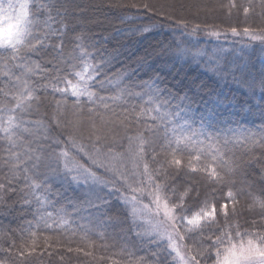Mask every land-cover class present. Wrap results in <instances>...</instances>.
Returning <instances> with one entry per match:
<instances>
[{
  "label": "snow or ice",
  "instance_id": "1",
  "mask_svg": "<svg viewBox=\"0 0 264 264\" xmlns=\"http://www.w3.org/2000/svg\"><path fill=\"white\" fill-rule=\"evenodd\" d=\"M258 6L260 14L264 15V0H259ZM89 8L96 9V15L100 14V8H142L181 28L188 26L183 13L198 16L200 12L207 10L206 5L198 0H164L159 5H138L129 3L128 0H103L102 4L88 5L77 3V0H41L39 3L36 0H0V65L5 68L11 65L19 71V75L9 71L0 73L9 77L11 83V90H6L7 84L0 85V96L3 97V102L0 103V133L14 147L17 146V141L20 144L26 143L25 135L30 138L23 149L24 162H21L19 152L10 153V157L17 161L12 167L20 168L27 178L25 183L34 189L43 187L51 191L52 183L57 179L61 187L67 183L74 193H79V204L70 201L69 205L76 214L87 213L84 218L90 222L95 217L98 227L107 228L115 222L109 215L113 211L109 197L115 196L120 206L128 209L124 212V220L119 221L120 224H127L126 231L130 234L121 237L125 249L136 240L141 242L138 250L146 253L133 260L132 264H264V198L240 187L235 193L231 190L227 192L228 202L221 204L219 213L216 204L213 203L208 208L206 200L207 210L202 209L191 217L185 214L187 209L184 203L189 197L201 195L197 177L205 183L226 186L237 183V174L247 175L243 160L225 159L231 151L228 146L242 143L248 148L258 146L264 150V135L257 139L255 134H237L234 129L225 131L221 125L226 122L220 117L232 107L233 99L217 93L205 100L202 84L185 83L178 76L173 78L175 82H169L164 77L155 75L150 84L132 85L148 88L146 93H134L124 88L115 96L101 95V92L108 90L105 85L111 86L112 80L116 79L109 77L116 63L121 64V71L117 76L121 78L119 83L123 84L132 80L143 67L144 59L134 61L137 67L130 71V66L125 67L121 61L124 53L120 51L122 45L119 42L109 50L106 45L111 40L103 35L99 41L91 43L86 42L91 38L83 33L69 37L68 32L76 33L77 28L87 26ZM250 10L245 7V14ZM77 16L82 18L83 23L69 28L66 21L69 17ZM53 24L56 26L53 27ZM102 24L103 21L96 20L94 26L101 27ZM202 30L199 25L193 27V32ZM136 31L147 33L151 28L141 26ZM230 31L235 36L243 34L250 40L259 42L264 49V28H244L241 33L232 27ZM208 34L217 37L221 35L215 30ZM185 54L197 63L208 56L207 51L200 50L181 52V55ZM240 59L243 60V57ZM206 64L221 80L246 83L251 90V97L245 102L247 104L256 103L254 97L259 88V102L264 105V71L260 72L259 78L249 79L251 70L247 62H228L217 53L209 56ZM77 68L80 70L77 71ZM68 77H73L75 83ZM247 94L246 91L245 95ZM49 95L52 97V121L55 129H60L63 124L59 134L66 136L77 155L89 161L91 166L77 163L70 168L66 162L69 154L64 148L65 141L48 134L54 129L43 125L35 129L29 127L36 122L26 117L48 102ZM57 96L60 99H56ZM143 96H147L146 103L151 108H140L137 112L138 106L128 101ZM9 101L11 107L8 106ZM5 113H8L6 119ZM69 113L75 119H69ZM145 113L152 123L147 120L141 123ZM85 115L92 135L88 137L89 144H77L68 133L78 129ZM197 124L199 127H196ZM132 125H135V135L128 134L133 131ZM105 129L108 135H98ZM117 129L123 130L125 136L119 141L113 139L111 145H104L107 151L102 152L98 145L107 140L108 136L115 137ZM38 131L43 134L38 136ZM123 141L127 142V147ZM205 141L210 142V146L223 143L228 152L222 153L216 149L214 153L194 154V146ZM115 147L123 148L124 151L116 153L113 151ZM61 158L65 160L63 164ZM149 160L154 167L150 168ZM22 163L30 165L33 176H28L29 167L21 166ZM261 172L260 179L264 183V169ZM37 176L41 178L39 184L33 178ZM13 179L16 177L13 176ZM240 183L243 184L244 181L241 180ZM178 187L183 188V192L176 196L171 206L167 199L163 204L167 228L163 231L156 227L150 231H140L143 221L137 206L149 208L154 204L159 211L160 193L170 191L175 194ZM15 192L16 188L11 180L0 183V207L7 209L6 201ZM54 194L60 195L59 192ZM245 195L250 197V203L246 206L241 204ZM35 198L39 203L41 197ZM144 198L149 199L148 205L143 204ZM25 203L30 201L25 199ZM45 215L49 219L53 218L51 212L46 211ZM66 222L61 219L57 226ZM45 227L50 228L51 225L45 223ZM181 228L193 241V247L186 254L177 245V239L181 243L184 240ZM9 243L14 246L13 242ZM184 247L187 248V245ZM152 248L156 251H152ZM128 255L131 258L135 253L129 251ZM18 256L23 259L26 252L21 250Z\"/></svg>",
  "mask_w": 264,
  "mask_h": 264
},
{
  "label": "trees",
  "instance_id": "2",
  "mask_svg": "<svg viewBox=\"0 0 264 264\" xmlns=\"http://www.w3.org/2000/svg\"><path fill=\"white\" fill-rule=\"evenodd\" d=\"M36 2L39 3L41 0H36ZM128 2L138 5L142 3L159 5L164 0H128ZM198 2L211 7L210 11H213V13L210 15L200 13L198 16L183 13L182 15L187 20L188 26L186 28H181L178 24H174L159 16H153L142 8L139 10L100 8L99 15H96V9L89 8L87 9L89 16L87 26L77 28L76 33L68 32L67 35L72 37L78 33H83L86 37L91 38L86 41L88 43L99 41L101 35H103L111 40V43L106 45L109 50L112 49L114 44L119 42L122 45L120 51L124 53L121 61L124 62L125 67L130 66V71L137 67L134 61L139 58L144 59L143 67L139 69L132 80L125 81L123 84L119 83L121 78L117 76V73L121 71V64L116 63L115 68L109 73V77H116V79L112 80L111 86L105 85L108 90L101 92V95L115 96L124 88H128L134 93H146L148 92V88L133 87L132 85L150 84L155 75H160L169 82H175L173 78L178 76L185 83L195 82L197 85L202 84L204 86L205 100H208L210 95L214 96L217 93L224 94L233 99L234 103L232 107L228 108L227 112H224L223 109L220 110L224 112L220 119L226 122L221 127L225 131L227 129H234L237 134H255L258 139L261 135H264V131H262L264 129V115H262L264 114V105H261L259 102V92L261 90L257 89V95L254 97L256 103H245L251 97V90L248 89L247 84L243 81L241 83H234L231 79L227 81L219 79L209 70L206 61L213 53H217L228 62L236 64L247 62L251 70L249 79L259 78L260 72L264 71V49H262L259 42H254L243 34L235 36L230 31L232 27L237 28L241 33L244 28L253 30L264 28V15L260 14L259 0H198ZM77 3L83 5L102 4L103 0H77ZM245 7L251 9L248 14L244 12ZM213 14H219L220 16L212 17ZM96 20L103 21L101 27L94 26ZM66 23L69 28H73L83 23V20L78 16L69 17ZM195 25H199L203 30L193 32ZM55 26L53 24V27ZM141 26L149 27L151 31L147 33L136 31ZM212 30L219 31L221 35L219 37L209 35L208 32ZM88 50L92 51L94 49ZM184 50L191 52L197 50L207 51L208 56L203 57L197 63L187 54L181 55V52ZM240 57H243V60ZM76 70L79 71L80 69L77 68ZM4 71L19 75V71L12 68L11 65L7 68L0 65V73ZM68 78L72 79L75 83L73 77ZM9 81V77L0 74V85L7 84L8 88L6 90H11V83ZM61 86L63 87L64 85ZM93 90L96 91V89ZM246 91L248 92L247 95H245ZM56 99H60V97L57 96ZM125 100H127V96ZM51 101L52 97L49 95L48 102L26 117V119L36 122L35 125H29V127L35 129L43 125L53 128L54 131L48 134L53 135L54 138H58L61 141H65L64 148L69 154L66 162L70 168L77 163L91 166L89 161L77 155L76 151L67 142L66 136L59 134V131L63 129V124H61L60 129H55L52 121L54 109ZM146 101L147 96H143L128 102L137 105L136 111L139 112L140 108H151V105L146 103ZM2 102L3 97L0 96V103ZM69 103H71V99ZM8 106H12L10 101L8 102ZM249 108H251V111H249ZM117 110L119 111V108ZM7 114H4L5 119ZM152 115H155V113H152ZM69 119L75 118L71 117L69 113ZM144 120L152 123L147 113L141 118V123ZM196 127H199V125L197 124ZM132 129L133 131L128 134L135 135V125H132ZM41 134H43L42 131L37 132L38 136ZM68 134L74 137L77 144H89L88 137L92 135V131L87 124V116L85 115L82 118V122L77 130L71 131ZM98 135H108L107 130H103ZM229 135L231 136V134ZM124 136L125 132L117 129L115 137L108 136V139L103 140L98 147H101L102 152L106 153L107 149L103 147L104 145H111L113 139L119 141ZM24 139L25 144H20L17 141V146L14 147L5 138V135L0 133V183L11 180L16 188L15 194L6 201L8 208L0 207V264H132V261L136 258L146 255L143 250H138L140 241L134 240L133 244L128 245L127 250L125 249L121 237L130 234L126 231L127 224H120L119 221L124 220V212L128 211V209L121 207L115 196L109 197L113 205V211L109 215L114 218L115 222L107 228H102L97 226L95 217L90 222L84 218L88 215L87 213L80 212L76 214L74 212L69 202L71 201L78 205L79 193H74L67 183L61 187L60 181L57 179L55 183H52L51 191L43 187L35 189L29 187L25 183L27 179L25 173L18 167H12L17 164V161L10 157V153L19 152L21 162L25 161L23 149L26 147L27 142L30 141V138L25 135ZM123 143L127 147V142L123 141ZM216 149H219L222 153L228 152V149H230L231 151L225 159L232 160L235 158L243 160L245 162L244 170L247 175L240 176L237 174L235 177L237 183L226 186L205 183L197 177V186L200 189L201 195L196 198L189 197L184 201L187 209L185 214L189 217L202 209L207 210L205 208L206 200L208 208L214 203L219 213L221 204L228 202L227 192L231 190L235 193L240 187H244L255 196L264 198V183L260 179L261 170L264 169V150H261L258 146L248 148L242 143L230 144L228 149H225L223 143L210 146V142L205 141L203 144L195 145L193 153L200 154L204 152L205 154H209L214 153ZM57 151H60V149H57ZM113 151L121 153L124 149L115 147ZM64 162V158H61V163L63 164ZM21 166H28V176H33L30 165L22 163ZM149 166L150 168L154 167L150 160ZM41 171H44V169H41ZM13 176L16 179H13ZM33 178L36 180V183L39 184L41 182L40 177ZM241 180L244 181L243 184L240 183ZM56 192H59L60 195H55L54 193ZM182 192L183 188L181 187L177 188L175 194L170 191L162 192V203L167 199L169 206H171L176 196ZM125 194L131 195V193ZM37 196L41 197L39 203L35 198ZM25 199H28L30 203L26 204ZM145 200L146 198L143 199L144 203H146ZM147 200L149 204V199ZM248 203H250V197L247 195L243 196L241 204L246 206ZM46 211L53 213L52 219H49L45 215ZM40 217H44V219H40ZM158 218L159 222H166L165 216L160 209L158 211ZM245 218L248 217L246 216ZM61 219L67 222L58 227L57 222ZM217 219H220L219 214L217 215ZM152 220L154 221V219ZM142 221L143 224L139 229L140 231H150L153 228L151 226L152 228L149 229V223L143 218ZM45 223L51 225V227L46 228ZM221 225H223L222 220ZM158 226L156 225V228ZM180 231L184 235V240L181 243L177 239V245L180 247L181 252L186 254L193 247V241L189 238V235L184 233V229L181 228ZM32 233H35V235L33 236ZM101 234L103 238H101ZM216 234L218 235L219 233ZM174 239H176L175 236ZM9 241L13 242L14 246ZM184 245H187V248ZM21 250L26 252V256L23 259L18 256ZM151 250L156 251L155 248ZM129 251L135 253L131 258L128 255Z\"/></svg>",
  "mask_w": 264,
  "mask_h": 264
},
{
  "label": "rangeland",
  "instance_id": "3",
  "mask_svg": "<svg viewBox=\"0 0 264 264\" xmlns=\"http://www.w3.org/2000/svg\"><path fill=\"white\" fill-rule=\"evenodd\" d=\"M210 8L211 7H208L206 6V11H202L200 12L201 14H206L207 15H210L213 13V11H210ZM220 15L219 14H213L212 17H219ZM160 197H161V202H160V207L159 209L161 210V212L164 214V207H163V204L162 203V192L160 193ZM148 198H146L145 202H143V204L145 205H148ZM138 208V212L141 216V218H143L145 221H147L149 223L148 227L149 229H151L152 227H156V225L158 226V223H159V226L158 228L163 231L167 228V223L164 222V221H158V211L156 210V206L153 204V205H150L149 208H141L140 206L137 207ZM154 219V221L152 219ZM152 226V227H151ZM181 251V250H180Z\"/></svg>",
  "mask_w": 264,
  "mask_h": 264
}]
</instances>
